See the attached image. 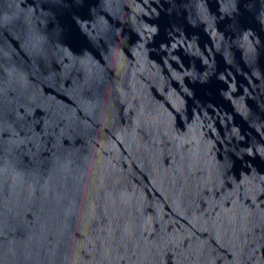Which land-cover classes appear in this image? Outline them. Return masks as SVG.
I'll return each instance as SVG.
<instances>
[{"label": "water", "instance_id": "water-1", "mask_svg": "<svg viewBox=\"0 0 264 264\" xmlns=\"http://www.w3.org/2000/svg\"><path fill=\"white\" fill-rule=\"evenodd\" d=\"M0 264H264V0H0Z\"/></svg>", "mask_w": 264, "mask_h": 264}]
</instances>
